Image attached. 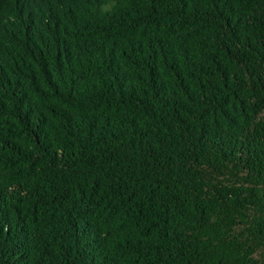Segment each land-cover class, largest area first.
I'll use <instances>...</instances> for the list:
<instances>
[{"label":"trees","instance_id":"trees-1","mask_svg":"<svg viewBox=\"0 0 264 264\" xmlns=\"http://www.w3.org/2000/svg\"><path fill=\"white\" fill-rule=\"evenodd\" d=\"M0 264H264V0H0Z\"/></svg>","mask_w":264,"mask_h":264}]
</instances>
